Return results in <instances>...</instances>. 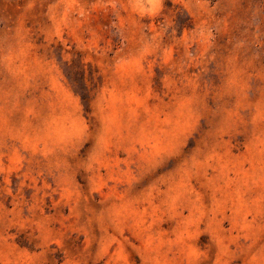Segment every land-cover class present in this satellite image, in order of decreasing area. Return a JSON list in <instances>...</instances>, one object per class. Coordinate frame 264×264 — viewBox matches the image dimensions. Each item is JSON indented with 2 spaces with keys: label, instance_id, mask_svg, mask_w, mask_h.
<instances>
[{
  "label": "rangeland",
  "instance_id": "rangeland-1",
  "mask_svg": "<svg viewBox=\"0 0 264 264\" xmlns=\"http://www.w3.org/2000/svg\"><path fill=\"white\" fill-rule=\"evenodd\" d=\"M0 264H264V0H0Z\"/></svg>",
  "mask_w": 264,
  "mask_h": 264
}]
</instances>
